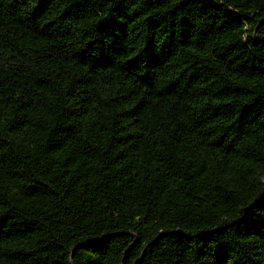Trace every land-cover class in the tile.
I'll use <instances>...</instances> for the list:
<instances>
[{
    "label": "trees",
    "instance_id": "trees-1",
    "mask_svg": "<svg viewBox=\"0 0 264 264\" xmlns=\"http://www.w3.org/2000/svg\"><path fill=\"white\" fill-rule=\"evenodd\" d=\"M0 264H264V0H0Z\"/></svg>",
    "mask_w": 264,
    "mask_h": 264
}]
</instances>
